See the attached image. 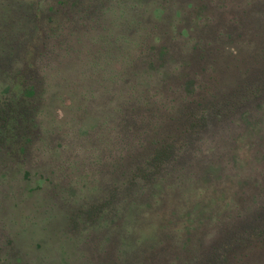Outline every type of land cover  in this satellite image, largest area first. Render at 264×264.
<instances>
[{
	"label": "rangeland",
	"instance_id": "374dc122",
	"mask_svg": "<svg viewBox=\"0 0 264 264\" xmlns=\"http://www.w3.org/2000/svg\"><path fill=\"white\" fill-rule=\"evenodd\" d=\"M111 1L31 43L49 0H0V264H220L264 220V0Z\"/></svg>",
	"mask_w": 264,
	"mask_h": 264
},
{
	"label": "trees",
	"instance_id": "16d2710c",
	"mask_svg": "<svg viewBox=\"0 0 264 264\" xmlns=\"http://www.w3.org/2000/svg\"><path fill=\"white\" fill-rule=\"evenodd\" d=\"M100 1H103V0H100ZM109 1H110V4L107 8H105V10H114L115 13L119 12V17L121 19H124L127 11H129L127 6H124L119 11H117V9L112 8L114 2L111 0H109ZM121 2H124V1H121ZM156 2H157L156 11H159L158 15L161 18V17H163L162 14L168 10V4H169L170 0H157ZM186 3L191 8L192 12L195 13V18L197 19L198 26H200V23H202V25L208 24V20L207 21L205 20L206 14L203 13L205 10V6H197L195 4L194 0H186ZM31 6L33 8V15L34 16H30V15H24V16H28V19H31V20L34 19L33 20L34 23H37V26L39 27L38 28L39 29L38 34L35 35V38H33V40H32V36H31V41H30L31 43H33L34 41L36 43H39V40H40L39 36H40L42 29H43L42 28L43 22L47 21V23L50 24L51 28H53V31H55V28H57V29L63 28V31H64V26H66V24H63V18L65 16H69V20H70L73 17V15H77L78 11H80L81 18H82L84 15L89 16V13L92 14L91 10L93 8V5L90 2V0H49V2L46 3V5L37 6L35 3L32 2ZM180 11L181 10L178 9L177 12H180ZM44 12L46 13V16H44ZM154 13H155V11H154ZM207 17L209 19L208 15H207ZM128 18L121 20V21H127ZM89 19L91 22L93 21L94 25H95V26H92L91 28L95 27V29H97L98 27H101V26L103 27V29L108 28L109 21L103 15H99L98 18L93 16ZM105 19H106V21H105ZM200 19L202 20V22L201 21L199 22ZM117 20H120V19H117ZM87 22H88V19L84 18L82 20L81 24L86 25ZM137 22H139L138 17L130 18V23L135 24ZM203 27L204 26H201V29H203ZM183 28H185L187 34H188V31H189V33H191L190 31L194 30V28L191 29V28H188L187 26H185ZM177 30H178V36H179V28H177ZM98 36L100 37V40L98 38L94 39L95 43L97 45L100 43L101 39L105 36V33L98 32ZM150 36H153V33H151ZM128 39H130V38H128ZM154 40L157 42H156L155 49L153 52V53H155V55L152 58H153V60H156V59L160 58L163 54L168 53L169 51L167 49V46L164 44L163 38L161 37V35H158V34L154 35ZM3 41H4V39H3ZM31 43H30V48H29L30 50H32L35 47ZM198 46H202V39L199 40L198 45H194L193 49H196V51H197ZM26 67H28L29 71H27L28 69H26ZM26 67H24L25 69L23 68L24 70H22V72L27 71L30 74L31 72H30L29 66H26ZM28 73L24 74L25 78L27 77ZM17 79H19V78L17 77ZM194 84H195L194 80H193V82L190 81L188 83L189 87L192 86V90H191L192 93H188V94H194L195 91L197 90L196 89L197 86ZM37 91H38L37 90V83L36 82H29V84H27V86L25 87L24 94L26 96H29V97H34L36 95ZM202 98L204 100L203 96H202ZM197 105L201 107L200 103H197ZM193 124H195V123H193ZM6 126H7V128L8 127H10V128L16 127L13 124H11L10 122ZM172 146H173V144L163 145L158 150L157 158L162 161V160H164L162 158H164V157L167 158L168 156H170L171 152H172ZM254 222H256V221H254ZM242 235L243 236L240 240H244V241H248V242H239L237 244L234 243V245H233V243H228L226 245V247L223 248L224 249L223 252L220 254V257H221L220 264H224L225 262L228 261L227 255H228L229 251L238 250L239 246H237V245L242 246L243 244L248 243L249 246H255L258 248L262 247L264 244V220H262L261 222H256V225L253 224L251 227L248 228L247 232L242 233ZM223 256L225 257L224 260H223Z\"/></svg>",
	"mask_w": 264,
	"mask_h": 264
}]
</instances>
